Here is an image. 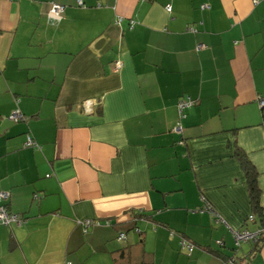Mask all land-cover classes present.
<instances>
[{
  "label": "crops",
  "instance_id": "0c3cea01",
  "mask_svg": "<svg viewBox=\"0 0 264 264\" xmlns=\"http://www.w3.org/2000/svg\"><path fill=\"white\" fill-rule=\"evenodd\" d=\"M83 1L0 0V264H264V0Z\"/></svg>",
  "mask_w": 264,
  "mask_h": 264
},
{
  "label": "built area",
  "instance_id": "2783aa9c",
  "mask_svg": "<svg viewBox=\"0 0 264 264\" xmlns=\"http://www.w3.org/2000/svg\"><path fill=\"white\" fill-rule=\"evenodd\" d=\"M78 1H79L80 5L84 4L83 0H78ZM64 9H65L64 5L53 2L52 7H51V11H50V18L53 21L60 20ZM189 29L191 31L195 30L192 27ZM201 47H203L202 44L199 45V48H201ZM259 102H260L261 106L263 107L264 106V99H260ZM194 103H195V101L190 96L182 98L178 101V111H179L180 121L187 116L186 110L189 107H191L192 105H194ZM94 104H95L94 100L87 99L83 102V107L85 108V110L90 111L93 108ZM8 118L12 121H21V120L25 119V115L22 112H20L19 110H15L8 116ZM180 121L176 127L177 132H182V125H181ZM26 146L27 147H36V146H39V144L35 141V139L31 135H28L27 141H26ZM9 195H10L9 192H7V191H0V223H2V224L21 222L23 220L21 215L9 211L7 204H6L8 198H9ZM205 209L213 212L217 218V221L223 220V218L218 213H216L209 204H207L205 206ZM248 220L250 222H254L255 216L250 215L248 217ZM79 223L85 228V230H87L88 228H90L91 226H94V225H101V222L99 220H94V219H81L79 221ZM106 224L110 225V222H107ZM261 237H264V226L261 228L258 227L255 229H247L246 228V229L234 231V239H235V243H236L237 247H239L244 242L258 241ZM125 238H126V233L120 232L118 235V239L120 241H122ZM181 246H182V249L186 250L187 253H189V254H191L196 247L195 243H193L192 241H189L187 239H184V238H182V240H181ZM66 264H73V263L67 262ZM223 264H236L235 256L224 259Z\"/></svg>",
  "mask_w": 264,
  "mask_h": 264
},
{
  "label": "trees",
  "instance_id": "16d2710c",
  "mask_svg": "<svg viewBox=\"0 0 264 264\" xmlns=\"http://www.w3.org/2000/svg\"><path fill=\"white\" fill-rule=\"evenodd\" d=\"M188 96L189 95H187L185 97H188ZM185 97H183V98H185ZM191 98L195 101V103H194V105H195L197 103V100L193 97H191ZM194 105H192V106H194ZM191 107H189V108H191ZM23 120H25V119H23ZM235 156L239 159L241 166L244 170L245 176H246L248 190H249V196H250L251 203L253 205L252 214L255 216L254 222L257 223L256 228H258V227L261 228L264 226V211L262 210L261 205H260V188L258 186V171L256 170L255 166L253 165V163L248 158L244 149L239 147L237 144L235 146ZM7 207H8V205H7ZM121 232H125V231H121ZM248 242H251L253 244L252 254H254L256 251H258L260 249V247L262 245H264V237H261L258 241H248ZM239 247H236V249ZM232 256H235V255H225L223 258L227 259V258L232 257ZM235 259H236V256H235ZM236 264H237V259H236Z\"/></svg>",
  "mask_w": 264,
  "mask_h": 264
}]
</instances>
